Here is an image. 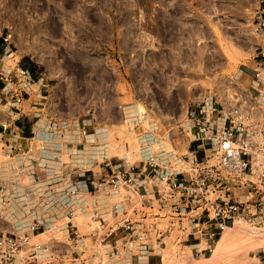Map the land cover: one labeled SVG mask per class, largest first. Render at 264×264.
<instances>
[{
  "label": "rangeland",
  "instance_id": "rangeland-1",
  "mask_svg": "<svg viewBox=\"0 0 264 264\" xmlns=\"http://www.w3.org/2000/svg\"><path fill=\"white\" fill-rule=\"evenodd\" d=\"M258 8L259 0H0V51L3 38L12 35L9 64L14 68L20 62L35 81L45 80V111L69 127L79 121L89 133L93 127L103 130L101 143L110 145L114 161L127 150L136 161L143 131L130 134V108L138 109L144 131L158 129L165 138L192 102L214 93L234 102L244 97L243 88L249 86L238 80L240 70L264 61L257 49L263 41L253 23ZM167 143L161 139L157 144ZM8 153L0 148V177L12 175L5 166L11 162ZM96 172L99 177L100 168ZM32 174L37 178L46 171ZM46 183L37 178L36 191L47 190ZM48 195L33 205L41 213L49 209L57 221L34 242L49 244L66 264L92 263L106 251L94 232V206L90 203L85 213L74 206L77 214L71 218L78 232L68 231L69 216L58 208L61 201ZM12 208L4 211L6 216L23 221L20 207L15 213ZM152 264H264V228L228 229L205 256L169 244L163 262Z\"/></svg>",
  "mask_w": 264,
  "mask_h": 264
},
{
  "label": "built area",
  "instance_id": "built-area-1",
  "mask_svg": "<svg viewBox=\"0 0 264 264\" xmlns=\"http://www.w3.org/2000/svg\"><path fill=\"white\" fill-rule=\"evenodd\" d=\"M253 19L254 31L263 41L257 49L264 56V0H259ZM11 38H3L6 45L0 51V94L18 109L36 82L20 62L11 68ZM243 89L246 94L238 102L221 93L192 102L185 118L165 138L159 137L158 129L144 131L143 122L135 120L132 131H143L136 161L126 156L116 161L107 158L102 161L107 170L99 177L94 172L89 177L88 171L54 176L51 192L55 191L52 184L62 186L55 193L61 201L59 210L69 216L68 231L78 232L71 218L77 214L76 207L85 213L90 203L94 206L92 219L98 224L94 232L102 237L106 251L100 249L90 264L163 262L169 244L205 256L228 229L264 228V65L257 66L249 89ZM55 123L64 122L56 119ZM71 125L88 136L85 123L72 121ZM161 139L167 140L168 149L155 143ZM18 165L11 177L0 179V216L4 221V211L12 205L19 206L25 218L9 231L0 230V264H66L49 244L34 242L57 219L49 209L41 213L33 205L42 197L36 194L38 177L25 160ZM104 199H108L107 212L101 213Z\"/></svg>",
  "mask_w": 264,
  "mask_h": 264
},
{
  "label": "crops",
  "instance_id": "crops-1",
  "mask_svg": "<svg viewBox=\"0 0 264 264\" xmlns=\"http://www.w3.org/2000/svg\"><path fill=\"white\" fill-rule=\"evenodd\" d=\"M259 64L264 65V61L255 60L254 64L251 63L249 70L241 69L238 74V80H243L250 86L254 79V70ZM35 82L31 86L30 95L18 109L11 108L9 104L11 100L0 94V148H7L11 151V155H9L11 162H8L5 166L11 170L12 174L19 167L18 162L20 160H25L32 172L38 174L39 170H45L46 176L38 175L37 177L40 183H49V187L47 190L40 189L36 194H40L42 198L45 194H49L48 196L56 199L55 192H59L62 186L58 190L55 189L54 192H51L52 188L49 189L50 183L56 181L53 180L55 175L88 171V176L91 177L93 175L92 172L98 173L96 172L97 168H100V174L102 161L111 158L110 154L112 152L109 149L110 145L103 146L105 143H101L105 141L103 130L100 131L93 127L90 128L89 133L87 129L88 136L84 137L81 128L71 129L67 126V121L56 124V119L45 111L47 109V87L49 86L44 79ZM7 103L8 105H6ZM127 113L128 123L134 126L133 122L140 118L138 109L132 107ZM57 119L62 118L58 117ZM91 124L93 125L92 120L90 127ZM131 130H133L132 127L130 134L134 135L136 131L132 132ZM84 138L87 140L86 143ZM22 156H25V158H21ZM123 156L130 160L128 150ZM36 188L39 189L38 186ZM52 194L53 196H51ZM107 200L101 201L99 207L101 213L107 212ZM12 211L16 212L15 207L12 208ZM14 218V216H7L3 221L0 216V230L9 231L11 225L18 221L17 219L13 220Z\"/></svg>",
  "mask_w": 264,
  "mask_h": 264
},
{
  "label": "bare ground",
  "instance_id": "bare-ground-1",
  "mask_svg": "<svg viewBox=\"0 0 264 264\" xmlns=\"http://www.w3.org/2000/svg\"><path fill=\"white\" fill-rule=\"evenodd\" d=\"M225 93L228 95V94H230L231 92L227 90ZM228 96L233 97V96H231V95H228ZM226 97H227V96H226ZM240 99H241V98H240ZM234 100H235V102H236L238 99H235V98H234ZM132 128H133V127H132ZM155 143L157 144L158 141H155ZM45 233H46V232H45ZM45 233H42V234H40L39 236H42V235H44ZM217 250H218V249H217Z\"/></svg>",
  "mask_w": 264,
  "mask_h": 264
},
{
  "label": "trees",
  "instance_id": "trees-1",
  "mask_svg": "<svg viewBox=\"0 0 264 264\" xmlns=\"http://www.w3.org/2000/svg\"><path fill=\"white\" fill-rule=\"evenodd\" d=\"M31 71V70H30ZM32 71H34V69H32Z\"/></svg>",
  "mask_w": 264,
  "mask_h": 264
}]
</instances>
